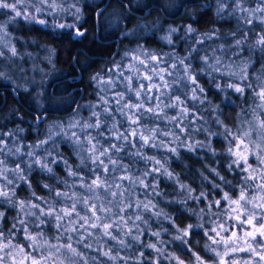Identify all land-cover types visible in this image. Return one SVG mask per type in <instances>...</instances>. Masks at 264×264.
I'll use <instances>...</instances> for the list:
<instances>
[{"label":"trees","instance_id":"16d2710c","mask_svg":"<svg viewBox=\"0 0 264 264\" xmlns=\"http://www.w3.org/2000/svg\"><path fill=\"white\" fill-rule=\"evenodd\" d=\"M200 1L108 0L106 3V0H49V3H55L57 7L48 8L45 4L43 5L44 12L38 14L40 18L47 21V26L29 22L23 16L16 17L10 9L0 8L1 32L6 30L11 32L17 53H20L22 58L31 56L38 61L44 55L45 61L40 60L38 63L41 67L46 68L48 73L39 88H36L32 82H27L30 86L25 91L15 89L17 88L15 84L0 79V146L13 145L19 139L25 153L20 157V160L28 161L27 151L34 143L38 144L40 139H46L48 135L55 134L58 131L55 124H63L66 131H78L75 128L69 129L68 125L74 120H79L81 124L88 122L89 118L94 121L95 118L91 117V113L94 110H102L101 96L105 93V87L102 81L99 85L92 81L91 75L100 73L102 78L118 76V71L113 67L114 64L121 66V69L125 71V76L130 75L126 70V65L133 62L132 56L141 48L145 51L159 52V55L165 58V63L162 66L173 72V75L166 76V79L176 80V74L182 76L185 65H189L195 69L193 77L197 84L202 85L205 89L204 93H198L203 98V102L192 101L190 98L184 97V92L188 89V82L176 80L175 92L186 100L190 109L188 119L180 121L176 126V132L181 140H186L188 143L210 141L214 149H223L228 146L229 141L233 145L238 142L233 139L238 132L242 133L246 129H252L256 135H250V138L258 143L260 140L258 121L264 119V108L258 107L264 101L257 95L264 89V45L257 43L261 37H264V24L260 19L264 17V11L258 10H264V0H209L205 2V5L199 4ZM8 2H15V0H8ZM36 2L37 0H32V3ZM238 3L239 8L237 7ZM20 7L23 8L22 5ZM29 11H34V9L30 8ZM60 23L74 24L76 27L60 29L58 27ZM189 25L196 31L187 32L186 29ZM169 27L179 29L178 33L173 34L174 43L171 45L162 39L164 35L168 34ZM77 32H82L83 35L77 37ZM125 52L132 53V56L125 57ZM176 54L184 59L185 65L179 64L175 58ZM6 59L0 56V68L3 65L9 69L20 68L19 60L13 59L14 63L9 61L10 64H8ZM25 59L21 60V66ZM205 59L207 63H205ZM217 59L220 61L219 65L216 64ZM173 63L177 65L175 69L170 68ZM210 65H216L219 71L214 72ZM230 72L240 73L244 78L236 79L228 74ZM69 75L74 76L77 83L75 89L77 105L74 104L66 112L51 113L42 109L37 102L39 92L49 88L55 80ZM76 76L79 78L77 79ZM212 76L216 77L215 81L212 80ZM120 79L123 80V77ZM233 81L245 88L243 96L229 90L230 99L226 103L220 104L221 111L219 113L214 112L212 104L221 101V93L213 87V84ZM157 82H160L158 78ZM196 86L192 85V87ZM118 90H124L122 85L118 86ZM14 92L17 93V96L14 95ZM106 98L112 100L111 111L115 112L116 105L113 97ZM77 107H79V116L76 113ZM169 112L173 115L179 114L178 110H169ZM44 113L46 116L42 120L36 121V116L41 117ZM216 115H220L232 133V135H228L227 140L220 135H210L212 131L217 133L225 131L221 124L217 123ZM254 117L258 119H254ZM116 118L122 119L119 114L116 115ZM17 128H24L25 131L23 133L14 131ZM181 128L184 129L183 132L180 131ZM205 129H208V132ZM123 130L121 128V131ZM89 131L94 135L97 134L95 129ZM99 131L104 133L101 140L105 146L109 142L118 146L121 143L115 138L109 141L110 133L107 124ZM79 134L83 138L84 133L80 132ZM63 135L61 133L56 136L60 154L67 157L70 163H78L75 147L71 142L62 139ZM170 139V137L166 138V141ZM246 142L249 143V137L246 138ZM133 143L138 142L134 140ZM47 147L52 148L51 142ZM130 150H132L131 145H128L120 154L125 165L133 163L127 155ZM252 150L256 151L255 146ZM43 151L38 149L37 154H42ZM147 151L150 154L153 152L152 149H147ZM160 154H165L164 150H161ZM166 154L171 157L169 170L173 171L174 175L178 173L179 180L173 181L166 177H159L158 173L155 174L162 194L155 196L154 203L170 214L169 219L160 218L157 220L153 215L155 209L145 215L150 220L153 229L159 230L163 227L168 231L163 232L158 240L147 230L145 225H141L143 243L136 244L129 240L131 248L119 250V255L122 257L119 264H126L124 257L128 258L127 264H180L181 261L184 264H189L190 260H195L193 253L199 255L204 261L215 260V255L204 245L212 244L213 247H217L210 239L215 234L208 230L212 227L210 221L220 219V217L210 216L209 212L224 213V220L227 221L225 226L229 228L227 232L223 233L224 236H230L232 231H236L238 236H244L245 232L252 231V227L248 224L230 219L235 214L230 211L228 202L222 199L223 192L220 188H214L211 183L205 181L200 175V169H203L205 161L215 164L225 180L230 183L216 177L207 169H203V171L216 184L231 193L233 198L239 196L240 186L244 187L248 196L259 197L264 193H261L256 185L262 181L259 179L249 180V184L252 185L249 187L248 184H244L243 180L250 171V169L248 171H243V169H248L249 165L257 169L256 173H252L253 175L264 171V165L260 164L255 155H248L247 163L242 160L239 166L233 165L232 170L229 171L227 164L235 157L225 155L212 160V155L206 148H197L194 152H189L186 147H181L179 149L180 159L171 153ZM5 157L6 154L0 152V159ZM7 158L14 163L20 162L15 157ZM216 161L219 163L217 164ZM26 166V163L22 164V167ZM144 166L142 161L134 165L137 168ZM149 167L151 168V166ZM56 171L59 173V177L67 176L62 164L56 166ZM100 171L102 172V170ZM41 177L51 179L53 183H56L59 177L49 178L38 168L32 171L31 182L35 185L36 191L40 195H48L47 190L39 183ZM149 180L151 182L153 178L150 177ZM181 182L188 183L196 190L194 198H187V193L180 189ZM202 185L209 190L206 197L199 195ZM233 185L237 187H233ZM56 186L58 189L64 187L59 183H56ZM17 193L21 196L26 195V185L21 184ZM144 195L145 193L141 192L140 198L143 199ZM148 195L152 194L148 193ZM213 200H219L220 204L212 203ZM258 201L257 203H259ZM4 207L6 206L0 204V208ZM248 208L251 209V205H248ZM80 211L84 210L80 209ZM253 211L256 213L255 223L258 226L264 217V211L259 208L253 209ZM131 212L130 209L129 214ZM12 215H15V211L8 208L4 221L5 227L0 231L8 232L11 229L15 236L14 238L9 237V239H13V242H20L28 253L36 259H40L38 253L32 252L27 247L23 234L18 229L12 228L10 219ZM201 215H203L204 225L203 227L194 226L190 229L187 244L173 240V235L182 234L178 232V229H184L188 224L199 225ZM244 217H246L245 213ZM116 234L119 235L118 232ZM54 235L59 237L64 234L54 232ZM161 240L164 242L163 244H161ZM52 242L56 243V240L54 239ZM60 242L64 243L65 240ZM108 243L113 244L114 242L109 240ZM146 243H155L157 248H162L164 251L161 253L156 249L146 248L144 246ZM241 243V240L236 241L237 246ZM254 243L259 244L261 250L264 251V236L257 234ZM79 247L89 256L97 258L92 264H101V262L113 264L99 252L84 249L83 246ZM222 247L223 245H220L218 250ZM115 251L116 249H113V252ZM232 258L254 259L256 262L259 260V257H253L250 251L234 253L228 257V259Z\"/></svg>","mask_w":264,"mask_h":264},{"label":"clouds","instance_id":"9594fccd","mask_svg":"<svg viewBox=\"0 0 264 264\" xmlns=\"http://www.w3.org/2000/svg\"><path fill=\"white\" fill-rule=\"evenodd\" d=\"M45 4L48 8L57 7L55 3H49V0H37L36 3H32V0H15V2L3 0V6L0 8L10 9L16 17L23 16L29 22L47 26V21L38 15L44 12L43 5ZM21 5L23 6L22 9ZM237 7H240L239 3ZM30 8L34 11H29ZM260 19L261 23L264 24V17ZM58 27L60 29L75 28L76 25L60 23ZM186 30L189 33L196 31L190 25L187 26ZM178 32V28L169 27L168 34L164 35L162 39L171 45L174 43L173 34ZM82 35V32L76 33L77 37ZM261 41H264V37L257 41L258 44L264 45ZM124 56H132V53L125 52ZM175 58L180 65H185L184 59L179 54H176ZM132 61V63L126 65V70L130 73L128 76H125V71L121 69L119 64L113 65L114 69L118 71V76L102 78L100 73L91 75L90 79L92 81L97 82L98 85L102 81L105 87V93L101 96L102 110H94L91 113V117L95 118L94 121L89 118L88 122L81 124L79 120H74L68 125L69 129L75 128L78 131H66L63 124H55V127L58 128L55 134L48 135L46 139H40L38 144L34 143L27 151L28 161L20 160V157L25 153L19 139L13 145L0 146V152L6 154L5 158L0 159V204L6 206L0 208V230L5 227L4 221L7 209H13L15 215L10 217L12 228L18 229L23 234L27 247L32 252L40 255L42 264H92L97 258L89 256L79 246L97 251L100 255L106 257L108 261H112L113 264H119L122 259L119 250L131 248L132 245L129 240L136 244L143 243L141 225H145L147 230L159 240L162 233L168 230L163 227L159 230L153 229L145 214L153 212V209H155L153 215L157 220L160 218L169 219L170 214L159 208L157 203H154L155 196L162 194L155 174L158 173L161 178L166 177L173 181L179 180V174L174 175L173 171L169 170L171 157L166 153H171L177 159H180L179 149L181 147H186L189 152H194L197 148H206L211 153L212 160L225 155L235 157L227 164L229 171L232 170L233 165L239 166L242 161L239 156L235 155L237 149L231 141L223 149H214L210 141L188 143L186 140H181V137L177 134L176 126L180 121L188 119L190 109L186 100L175 92L176 80L188 82V89L184 92V97L190 98L192 101L203 102V98L198 93H204L205 89L202 85L197 84L196 80L193 81L195 69L185 65L182 76L177 73L176 80H168L165 77L172 76L173 72L162 66L165 63V58L161 57L159 52L145 51L141 48L132 56ZM205 63H207L206 59ZM176 66L173 63L170 68L175 69ZM210 67L214 72L219 71L216 65H210ZM228 74L236 79L244 78L240 73L230 72ZM120 77H123V80ZM157 78L160 81L159 83ZM215 79L216 77L212 76V80L215 81ZM121 85L124 90H118V86ZM192 85L197 86L192 87ZM76 87L77 83L74 76L61 77L55 80L49 88L42 89L39 92L37 102L47 112H66L74 104H77ZM213 87L221 93V101L212 104L213 111L217 113L221 111L220 104L226 103L230 99L228 96L229 90L239 93L241 96L245 92V88L234 81L216 82ZM237 89L241 90L237 91ZM108 96L114 98L115 112L111 111L112 100L107 99ZM169 110H178L179 114H170ZM76 113L79 116V107H77ZM117 114L122 119H117ZM215 119L225 131L221 133L212 131L210 135H220L227 140L228 135H232L231 131L224 124L220 115H216ZM254 119L258 118L254 117ZM106 124L110 133L109 141L115 138L121 142L119 146L110 142L105 146L101 140L104 133L99 130L105 127ZM121 128L124 130L121 131ZM92 129H95L97 134L94 135L89 131ZM14 131L23 133L25 129L17 128ZM180 131L183 132L184 129L181 128ZM205 131L208 132V129H205ZM80 132L84 133L83 138L80 136ZM61 133L64 134L62 139L71 142L75 147L78 163H70L67 157L60 154L56 136ZM169 137L171 139L166 141V138ZM134 140L138 143H133ZM50 142L52 144L51 149L47 147ZM249 143H253L250 136ZM128 145H131L132 150L127 155L133 163L125 165L120 154L124 152ZM38 149L44 150L43 153L37 154ZM147 149H152L153 152L150 154ZM161 150H164L165 154H160ZM255 152L253 151V153ZM7 157H15L20 162L14 163ZM259 158L264 161V155H260ZM139 161H142L145 166L134 167ZM25 163L27 166L22 167V164ZM216 163L218 164L219 161H216ZM60 164L64 166L67 173L65 177H59V173L56 171V166ZM37 168L49 178L59 177L56 183L62 184L64 187L58 189L56 183L51 182V179L41 177L39 183L47 190L48 195H40L31 182L32 171ZM203 169H207L216 177L225 180L215 164L205 161ZM203 169H200L201 177L211 183L214 188H220L223 193H227L229 200L233 199L231 193L225 191L221 185L216 184ZM249 169L248 176H245L243 180L244 184L252 187L249 184V180H251L249 177L253 175L252 173H256L257 169L249 165L248 169H243V171ZM97 176L100 178L99 182H96ZM150 177L153 178L151 182ZM257 179L261 180V176L258 174L255 175V181ZM225 182L230 183L226 180ZM21 184L27 187V194L23 196L17 193V189ZM256 186L260 189V184ZM233 187L237 186L233 185ZM138 189L140 191H137ZM180 189L187 193L188 199L194 198L196 190L188 183L181 182ZM208 191L202 185L199 195L206 197ZM241 191L245 192L243 186L239 187V193ZM141 192L145 193L143 199L140 198ZM148 193L152 195L149 196ZM216 201L218 200H213L212 203L215 204ZM93 206H96V212L90 211ZM80 209L84 211L82 212ZM130 209L132 210L131 214H129ZM253 209L255 208L252 205L251 209L246 208L245 215L251 213L256 217ZM261 211H264V208H261ZM97 212L100 213L99 218H96ZM208 215L220 217V219L210 221L212 227L208 231H219L223 236V233L228 231L227 227L221 228V224L225 225L227 223L224 220V213L209 212ZM200 220L199 225L188 224L186 228L178 229V232L182 234L173 235V240L187 244L190 229L194 226L203 227V215L200 216ZM93 224L96 225L95 228L92 227ZM81 228L83 229V235H81ZM54 232H61L64 235L57 237ZM117 232L119 235L116 234ZM169 234L172 235V233ZM14 236L15 234L11 229L8 232L0 231V264H22V258L27 251L20 242H13V239H9V237L14 238ZM67 236L80 237L79 242L75 239L69 241L73 245L72 249H69L67 243L60 242ZM245 238V236H240L241 240ZM54 239L56 243L52 242ZM109 240L114 243L109 244ZM254 241L255 238H247V243L240 244L235 251H233L232 245L236 241H229V246L227 248L223 246L220 250L218 248L222 244L219 242L216 244L217 247H213L212 244H205L204 247L211 251L216 259L204 261L199 255L193 253L195 260H190L189 264H201V262L202 264H219L221 257L226 260L227 264H257L254 259H228L234 253L245 251H250L253 257L258 256L259 260L264 262V251ZM160 242L161 244L164 243L162 240ZM144 246L156 249L161 253L164 251L162 248H157L155 243H146ZM240 248H243L244 251H240ZM113 249H116V251L113 252ZM217 252L219 255L216 254ZM27 259L31 264L35 257L28 253ZM123 259L127 264L128 258L124 257ZM181 262L184 264L183 261ZM101 264H104V262H101Z\"/></svg>","mask_w":264,"mask_h":264},{"label":"snow or ice","instance_id":"6c2138e0","mask_svg":"<svg viewBox=\"0 0 264 264\" xmlns=\"http://www.w3.org/2000/svg\"><path fill=\"white\" fill-rule=\"evenodd\" d=\"M3 6V0H0V7ZM239 43V42H238ZM261 43H264V41H261ZM12 53L13 55L15 54V49H12ZM217 65H219L220 61L219 59H217ZM193 81H195V77H193ZM241 89H237V91H240ZM258 96L261 98L262 101H264V89H262L260 92H258ZM114 99V98H113ZM106 103V101H105ZM258 107L260 108H264V103H261L260 105H258ZM259 124V136H260V140L258 143H256L255 141H253L252 144H249L246 142V138L249 137L250 135H256L255 131L252 129H246L244 130L242 133L238 132L237 136L234 137V141H238L237 143H234V146L236 147L237 151L235 153V155L239 156L244 163H247V158L248 155H255L256 158L259 160L261 165H264V161H262L259 157L260 155H264V119H260L258 121ZM253 146H255L256 148V152L253 153L252 148ZM115 147V145H114ZM106 171V170H105ZM258 175L261 176V183H260V189L259 191L261 193H264V171H259L257 173ZM252 181H255V175H251L249 177ZM99 176L96 177V182H99ZM223 200L227 201L228 204L230 205V211L232 213H234V216H231L230 219H234L236 221H239L240 223H246L249 226L252 227V231H248L244 233V236L246 237L244 240L240 239V236H238L236 231H232L230 236H221L219 231H213L212 233H214V237H210V239L212 240L213 244H218V242L220 244H222L225 248H227L229 246V241H237V240H241L242 243L241 244H246L247 243V238H255V236L257 234H259L260 236H264V217H262L261 222L259 223V225L257 226V224L255 223L256 217L254 215H252L251 213L246 215V217H244V213H245V209L248 208V205H252L255 209L256 208H264V195H261L259 197L257 196H248L247 193H245L244 191H241L239 193L238 198H233L231 200H229L228 198V194L227 193H223ZM259 200V203H257V201ZM216 205L220 204V201H216L215 203ZM91 212H96V206H93L90 209ZM100 213L97 212L96 213V218H99ZM79 227V226H78ZM93 228L96 227L95 224L92 225ZM226 227L224 224H221V228ZM230 227V226H229ZM229 230V228H228ZM81 231V235H83V229H80ZM74 237L73 236H67L65 237L63 240H65L64 243L68 244L69 249L73 248V245L71 243H69V241L73 240ZM75 240L77 242H79L80 237H75ZM240 246V245H239ZM239 246L235 244L232 245L233 251H235L236 248H238ZM240 251H244L243 248H240ZM217 255H219V253H216ZM28 253L26 252L24 257L22 258V264H28V259H27ZM199 260V257L197 258ZM31 264H42V261L40 259H33L31 261ZM180 264H182V262H180ZM202 264V262H201ZM219 264H227L226 260L221 257Z\"/></svg>","mask_w":264,"mask_h":264},{"label":"rangeland","instance_id":"374dc122","mask_svg":"<svg viewBox=\"0 0 264 264\" xmlns=\"http://www.w3.org/2000/svg\"><path fill=\"white\" fill-rule=\"evenodd\" d=\"M1 31L2 30L0 29V56H3L4 59L7 58L6 61L8 62V64H10L9 61L13 62V59H17V61L19 60L20 68L17 67L16 69H9L7 66L3 65V67L0 68V79L4 82L15 84L17 87L15 89H20L23 91L27 90L30 86L29 84H27V82H32V84H35L34 86L36 88H39L41 82H44L46 77L48 76L46 68L41 67L38 63V61L40 60L45 61L44 55L38 61L31 56H28V58H22L21 54L17 53L15 43L13 42V38L11 36V32L7 30L4 32ZM13 48L15 49L14 55L12 53ZM4 52H6V54H4ZM22 59H25V61L21 66ZM11 86L12 88H14L13 85ZM257 264H264V262L257 260Z\"/></svg>","mask_w":264,"mask_h":264},{"label":"water","instance_id":"95a60500","mask_svg":"<svg viewBox=\"0 0 264 264\" xmlns=\"http://www.w3.org/2000/svg\"><path fill=\"white\" fill-rule=\"evenodd\" d=\"M107 1H108V0H106V3H107ZM106 3H105V4H106ZM105 4L103 5V7L105 6ZM76 78L78 79L79 76H76ZM14 95L17 96V93L14 92ZM76 105H77V104H76ZM45 116H46V113H44L41 117L36 116V121L42 120Z\"/></svg>","mask_w":264,"mask_h":264},{"label":"flooded vegetation","instance_id":"af4514ba","mask_svg":"<svg viewBox=\"0 0 264 264\" xmlns=\"http://www.w3.org/2000/svg\"><path fill=\"white\" fill-rule=\"evenodd\" d=\"M200 1V0H199ZM209 0H207V1H200V3L199 4H201V5H205V2H208ZM48 68V67H47ZM48 84V83H47Z\"/></svg>","mask_w":264,"mask_h":264}]
</instances>
